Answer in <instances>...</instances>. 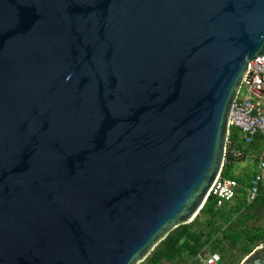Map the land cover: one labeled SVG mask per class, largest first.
<instances>
[{"label": "water", "instance_id": "1", "mask_svg": "<svg viewBox=\"0 0 264 264\" xmlns=\"http://www.w3.org/2000/svg\"><path fill=\"white\" fill-rule=\"evenodd\" d=\"M263 56L264 0H0V264L143 263L205 206Z\"/></svg>", "mask_w": 264, "mask_h": 264}, {"label": "trees", "instance_id": "2", "mask_svg": "<svg viewBox=\"0 0 264 264\" xmlns=\"http://www.w3.org/2000/svg\"><path fill=\"white\" fill-rule=\"evenodd\" d=\"M229 140L236 142L238 150L245 155L261 150L257 144L245 146L236 129H232ZM231 150L228 146L222 176L237 182L239 195L236 199L218 206L217 200L209 197L191 224L172 231L141 264H181L184 258L199 263V258L206 256L208 251L218 253L221 264H240L264 243V227L258 225L264 216V185L259 186L255 201L250 203L247 199L256 160H253L254 169L235 174L232 168L238 159L233 158Z\"/></svg>", "mask_w": 264, "mask_h": 264}, {"label": "built area", "instance_id": "3", "mask_svg": "<svg viewBox=\"0 0 264 264\" xmlns=\"http://www.w3.org/2000/svg\"><path fill=\"white\" fill-rule=\"evenodd\" d=\"M232 129L239 132L245 146L257 144L261 147L259 153L249 152L245 155L238 150L237 143L229 140L228 137L226 157L229 146L234 159L245 157V159L256 160L255 175L247 194L248 202L252 203L258 196L259 186L264 185V56L258 57L249 65L231 111L229 136ZM222 173L209 194V197L213 196L217 200L218 206L233 202L239 195L237 182L224 178ZM221 261L218 253H210L203 264H221Z\"/></svg>", "mask_w": 264, "mask_h": 264}, {"label": "rangeland", "instance_id": "4", "mask_svg": "<svg viewBox=\"0 0 264 264\" xmlns=\"http://www.w3.org/2000/svg\"><path fill=\"white\" fill-rule=\"evenodd\" d=\"M243 92V91H242ZM254 169V162L253 159H238L235 162V165L232 168V172L235 174H239L242 173L244 171L247 170H252ZM225 175V174H224ZM259 226H263L264 227V216L261 218V220L258 222ZM210 254V252L208 251L206 253V256L204 257H200L199 258V263L198 262H193L191 259L189 258H184L181 264H203V261L205 260V258Z\"/></svg>", "mask_w": 264, "mask_h": 264}]
</instances>
